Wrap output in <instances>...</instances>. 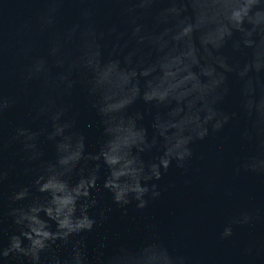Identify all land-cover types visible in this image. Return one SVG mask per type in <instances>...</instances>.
Here are the masks:
<instances>
[{
    "label": "water",
    "instance_id": "water-1",
    "mask_svg": "<svg viewBox=\"0 0 264 264\" xmlns=\"http://www.w3.org/2000/svg\"><path fill=\"white\" fill-rule=\"evenodd\" d=\"M180 2L187 11L179 17L141 21L136 34L125 25L100 40V68L116 62L119 75L111 85H97L95 68L85 66L95 49L82 42L92 22L83 13L93 0H0V264H27L3 251L25 227L16 223L21 214L51 200L36 181L53 175L70 187L96 176L77 211L87 205L96 224L57 240L41 253V264H52L54 255L78 264V254L83 264H147L153 254L160 259L152 264L165 258L170 264H264V19L242 30L229 25L231 35L221 39L220 23L210 15L197 24L194 6L203 0ZM256 7L264 11V0ZM94 19L104 28L105 10ZM187 23L194 27L184 36ZM41 60L46 70L37 71ZM153 90L168 95L146 99ZM126 97L123 109L102 111ZM45 105L50 112L40 111ZM57 111L66 127L53 137ZM210 112L215 116L205 123ZM121 121L145 132V144L131 149L144 177L171 144L190 137L192 156L183 166L173 158L167 170L161 165L160 180H142L160 192L146 194L143 208L134 194L120 204L104 187L111 168L101 152L114 138L109 129ZM217 121L223 124L218 130ZM202 127L208 134L200 139ZM22 128L35 133L28 141L33 147L25 149L24 138H16ZM65 138L84 144L70 171L58 162ZM22 191L26 196L16 199ZM49 223L55 231V221ZM229 227L232 235L225 238Z\"/></svg>",
    "mask_w": 264,
    "mask_h": 264
},
{
    "label": "clouds",
    "instance_id": "clouds-1",
    "mask_svg": "<svg viewBox=\"0 0 264 264\" xmlns=\"http://www.w3.org/2000/svg\"><path fill=\"white\" fill-rule=\"evenodd\" d=\"M262 0H203L199 8L194 6V15L197 24L201 22L205 16L210 15L211 19L220 23L218 30L219 37L224 38L225 35H231V28L242 30V26L247 23H259L264 19V11H260L257 5ZM98 9L105 10V27L97 26L94 17L97 15ZM204 9H208L205 11ZM187 11V5L182 4L180 0H93L90 8L85 9L84 16L92 22L88 28L82 33V42L85 49L94 48L92 59L85 58V66L94 67L97 72L96 84H113L115 77L119 74L116 72L117 63L110 62L108 65L100 68L99 57L101 55L100 40L106 35L110 36L117 33L120 29L127 25L133 34L139 33L144 27L141 21L146 20H168L179 17ZM226 21V23H225ZM231 25V28L229 27ZM79 27V25H77ZM193 24L187 23L182 27L181 34L187 36L193 31ZM76 29L74 28L73 31ZM58 49H53V53ZM88 52H85L87 57ZM37 71L46 70L45 62L39 61L36 65ZM67 76H62L61 81H66ZM126 82V81H125ZM168 95L167 91L158 92L153 90L147 93L145 98L151 100L153 98L164 99ZM111 100V97L108 98ZM130 98H122L114 102L107 103L102 111L105 113L123 109ZM40 111L50 112L51 106L45 105L40 108ZM62 113L59 111L52 114L54 132L52 136L63 135L65 125L59 124ZM215 113L210 112L205 118V123L212 120ZM225 117V122L227 121ZM223 124L217 121L213 127L220 129ZM175 127V125H173ZM115 133L114 138L110 140L106 149L101 152L104 163L111 168V176L105 181L104 187L110 189L114 193V199L117 203H129V194H134L135 199L140 203L138 207L146 206L147 201L145 195L151 193L153 198L160 195L157 190V185L152 184L151 189L147 184L142 183L143 179L151 180L153 177L160 180L162 176L161 165L165 170L169 167L171 160L175 158L179 166H183L191 156L192 151L188 147L190 137H180L174 144H171L165 151L159 164L151 166V172L147 177L142 176L144 172L143 166H137L135 156L131 155L133 146L140 147L145 144V132L143 129H138L134 121L125 123L121 121L115 128L109 129ZM208 134V128L202 127L198 132L200 139H203ZM35 133H31L27 129H19L17 139L23 137L24 148L33 147L28 141H31ZM59 150L62 155L59 158V164L66 166L67 170H71L77 162L81 160L84 154V144L81 140L75 146L72 145L70 138H65L59 145ZM141 151L143 148L140 149ZM99 159L100 157H95ZM121 177H128L129 180L121 182ZM96 176L90 178H82L74 187H70L67 182L58 178V176H50L47 180L43 177L38 179L36 183L39 185L40 192H51L52 198L47 204L32 206L28 211L23 212L16 223L24 224L25 227L20 235H15L11 239L10 246L3 251L5 257L10 254H15L27 258V264H41V253L49 249L57 240H67L73 234H78L83 231H91L96 224L87 212V205L80 206L79 215L78 200L80 197H88L90 189L95 187ZM43 181V182H41ZM26 192H19L16 199H22L26 196ZM43 212L48 219L41 218L40 213ZM248 217H245L247 220ZM49 221H55L56 230L51 229ZM225 238L232 235V229L226 228L222 234ZM25 239L28 241L25 244ZM52 264H65L59 256H52ZM160 259L155 254L147 258V264H152L153 261ZM78 264H83L80 255H77ZM165 264H170L165 258Z\"/></svg>",
    "mask_w": 264,
    "mask_h": 264
}]
</instances>
